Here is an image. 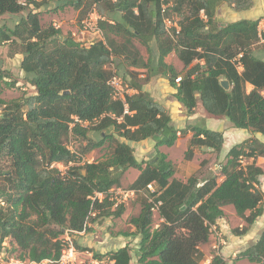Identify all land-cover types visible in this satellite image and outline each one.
I'll return each instance as SVG.
<instances>
[{
	"label": "trees",
	"instance_id": "trees-1",
	"mask_svg": "<svg viewBox=\"0 0 264 264\" xmlns=\"http://www.w3.org/2000/svg\"><path fill=\"white\" fill-rule=\"evenodd\" d=\"M170 1L169 15L181 26L175 39L164 30L159 0H57L56 9L71 5L79 20L93 10L100 16L101 38L82 43L51 23L42 24L37 10L42 2L0 0V16L33 6L13 27H0V44L7 43L10 57L21 55L19 67L35 89L15 99L0 96V254L4 240L10 238L22 261L58 258L68 243L61 235L74 239L73 233L88 231L95 218L123 213L122 205L111 209L113 202L106 193L119 187L122 175L132 167L139 173L129 188L142 190L152 182L164 220L152 228L151 203L145 197L139 213L129 218L135 230L125 235L139 236L138 264H201L200 245L209 240L210 225L224 215V205H232L245 222L233 228L234 235L246 233L263 213L264 190L259 188L263 171L256 158L264 156V143L250 138L232 146L220 166L221 181L215 175L203 179L190 175L181 181L158 147L174 145L189 130L184 158L190 159L195 146L219 152L223 134L200 125L177 129L166 109L141 89L151 76H164L187 113L199 100L207 113L264 135V58L252 50L258 46L264 53V30H258V19L225 26L214 20L220 3L245 10L251 0ZM133 39L145 47L146 59ZM172 51L182 62L180 71L165 61ZM115 58L117 66L146 71L144 78L135 70L128 72V86L136 92L125 95L127 112L121 100L112 99L107 83L112 74L107 65ZM10 77L0 67V92L14 85ZM221 78L228 80L229 90L220 85ZM246 83L252 85L249 92ZM92 123L100 132L98 139L88 135ZM107 128L110 134L104 132ZM69 135L85 141L84 153L108 139L114 146L100 160L76 163V154L64 142ZM115 135L136 142L153 138L156 155L139 162L132 147ZM241 157L251 161L241 165ZM96 192L104 195L101 200ZM103 207L107 209L102 211ZM91 209L96 211L93 217ZM93 258H106L104 264H130L131 248L93 252ZM239 258L264 264V226L257 240L237 254ZM210 264L225 262L215 255Z\"/></svg>",
	"mask_w": 264,
	"mask_h": 264
},
{
	"label": "rangeland",
	"instance_id": "rangeland-1",
	"mask_svg": "<svg viewBox=\"0 0 264 264\" xmlns=\"http://www.w3.org/2000/svg\"><path fill=\"white\" fill-rule=\"evenodd\" d=\"M44 0H38V2H42L41 6L37 9L40 13V20L43 25L46 24H53L55 27L60 28L63 32V34L72 33L76 30V27L80 25V20L84 17H87L91 11L86 12L82 15L80 20L78 19V11L75 10L71 5H65L61 7L60 9H56L57 0H45L47 3L43 2ZM221 4V3H220ZM33 8L32 5H29L26 7L25 10L17 13V14H4L0 16V27H13L14 24L20 19V17L24 16L26 12ZM240 18H244V16H240ZM224 20H227L226 17L223 18ZM221 26L220 24H218ZM118 42L122 40L121 37H116ZM83 41V39H80ZM135 45L140 50L143 58H147L148 54L146 52V49L144 46L139 44V42L136 39H133ZM83 43V42H82ZM253 53L257 57L264 58V53L261 49H259L258 46L252 47ZM169 54L165 57V59L168 61L170 60ZM173 57V56H172ZM21 55L16 54L12 57L8 55V45L7 43L0 44V67L8 70L10 72V78L12 81H14V85L12 87H4L3 90L0 92V96L5 98L6 100L15 99L23 94H32L34 93L35 89L30 83H28L24 77V73L21 71L19 64H20ZM196 61V60H195ZM107 67L114 68L118 75L123 77L126 84L128 85V72L130 70H135L136 72H139L140 74H143L144 78L146 71L143 68L140 69H134L133 67L129 65H121L117 66V60L116 58L113 59L111 63L107 65ZM139 74V75H140ZM151 78V77H150ZM218 118H222V116H218ZM227 120V119H226ZM227 122H229L227 120ZM226 121H221L220 124H228ZM230 123V122H229ZM95 123L89 124V132L88 135L93 139H98L100 137V132L94 131L93 125ZM199 125V124H198ZM202 126V124H200ZM233 128H236L233 126ZM106 134L111 133V128H107L104 130ZM116 136V135H115ZM117 139H120V137L116 136ZM65 144L71 148L73 152L76 153V163H82L81 159L86 158L89 160V162L100 160L112 151V148L114 146V142H112L110 139L106 140L103 146L99 148H95L89 152H83L85 141L81 140L79 137H75L73 135H69L67 138L64 139ZM139 143L135 144V148L133 147V154L134 156L139 160V162H144L147 160H151L156 155V152L154 149L145 151V155H141L142 150L138 147ZM171 148L168 151V158L172 161L174 164V177L181 180L183 177L184 179H187L190 175H196L198 178L203 179L205 177H209L212 175L217 176L218 180L221 178L220 174V166L225 162V157L215 156V151L209 150V151H202L201 146H195L193 148V156L190 159L184 158V151L186 149V144L184 140H180L179 143H176L175 145L170 146ZM204 148V147H203ZM145 157V158H143ZM140 158V159H139ZM241 165H245L248 160L245 157L240 158ZM74 162H70L69 165L73 164ZM60 170H65L66 166L63 164L56 165ZM138 169L136 168H129L127 169L124 174L121 177V184L118 188H120L122 191H128L130 190L129 185L131 182L135 179V176L138 174ZM263 190L262 188H260ZM111 192H108L107 195L111 199L110 201L113 202V205L111 209L116 208V204H123L121 203L122 198L124 197L122 194L116 192V187H113ZM144 199V196L141 192H137L135 195H129L127 196V199L125 202L127 203L125 209L128 210L127 216L125 219L116 220L114 217H103L99 216L95 218L91 224H96L97 230L99 231V237L102 235H106L105 238L110 239L113 235L112 233L116 232H126L128 233V226L126 225L129 218L131 216H134L138 214L141 202ZM264 203V199H263ZM125 204V203H124ZM107 207H103L102 211H105ZM229 210H233L235 212L233 206L228 207ZM236 214V212H235ZM157 215V214H156ZM156 215H153V224H155L158 221V218ZM241 224H244V221L240 222ZM90 224V225H91ZM93 228V227H92ZM90 229L86 232H81V235H78V233H73L74 236H81V237H87V235L92 232ZM230 231L232 235L233 234V228H230ZM213 233V232H212ZM91 236V235H90ZM89 236V237H90ZM69 237L66 233L61 235V238ZM71 238V237H70ZM116 238V237H114ZM121 238V237H119ZM72 239V238H71ZM122 239V238H121ZM72 243L75 246L76 250L80 252V254H77V260L75 264H95L93 263V254L91 247H88L85 245V243L78 244L77 238L72 239ZM107 248V247H106ZM104 247L103 250H106ZM133 252L132 255L136 254V248H132ZM98 252V251H97ZM103 252V251H102ZM238 254V253H237ZM236 254V256H237ZM20 252L15 247V245L10 241V238H6L3 243V249L0 254V264H20V262H25V260L19 259ZM232 253L228 256V259L231 260L229 264H258L256 262H250L247 258H239L234 259L231 257ZM108 261L106 258H104L102 261L98 262L99 264L107 263Z\"/></svg>",
	"mask_w": 264,
	"mask_h": 264
},
{
	"label": "crops",
	"instance_id": "crops-1",
	"mask_svg": "<svg viewBox=\"0 0 264 264\" xmlns=\"http://www.w3.org/2000/svg\"><path fill=\"white\" fill-rule=\"evenodd\" d=\"M240 16H244V18H240ZM224 17H226L227 20H224L223 19ZM240 19H250V20L258 19L259 20L258 30H264V0H251V6L245 10H236L233 7V5H229L227 3H221L216 7L214 20L215 22H217V24H220L221 26H225L230 22H234ZM99 38H101V34L89 33L83 38V41L85 43H91ZM169 55H170L169 56L170 60L167 61L165 59V61L167 63L172 64L178 71L182 70L183 68L182 62L177 57L176 53L172 51L171 53H169ZM240 69L241 67L239 68V70ZM139 76L143 77V74H140ZM141 89L142 91L147 92L155 101L159 102L166 109L167 113L171 118L172 124L177 129L179 130L184 129L187 127V125L202 124V126L208 129L221 131L223 134L224 142L221 147V150L219 152H215V156L226 157L228 150L232 146L250 138H255L259 142L264 143V135L260 133L252 132L249 129L233 128L231 123L227 122L225 117L218 118V116H214L207 113L202 108L199 100L193 112L190 114L187 113L185 107L174 97L175 89L169 84L168 79L165 78L164 76L161 75L151 76V78H149L147 82L142 84ZM245 89L247 92H249L252 89V85L246 83ZM134 92H136V90L131 88L130 94ZM221 121H226L228 124H224V123L220 124ZM191 134L192 132L188 130L186 131V133L179 135L175 144L179 143L180 140H184L187 146ZM119 140L124 141L132 148L133 147L135 148V144L139 143L138 147L140 148V150L143 151L141 152V155H145V151L154 149V144H155V140L153 138H147L137 142L127 141L121 137ZM170 148L171 147L165 145L158 147V149L161 152L167 155V159H169L168 151ZM203 150L209 151L210 149L202 147V151ZM245 158L248 160V162L251 161V159L247 157ZM256 164L263 171L262 175L259 177L260 180L259 188H262L264 190V156H258L256 158ZM222 178L223 176L221 175V178L218 181H221ZM185 180L186 179H184V177L181 179V181H185ZM126 204L127 203L125 202V204L123 203L120 205L124 207L126 206ZM229 206L232 205L227 204L222 207L224 215L221 218L217 219L215 224H212L215 230L213 233L210 232L209 240L206 243L200 245V250L203 253L201 264H210L213 256L215 255L220 256L222 260L225 262V264H229V262L231 261L228 259L230 253H232L231 257L236 259L237 253L245 250L247 247L252 245L257 240L259 233L261 232L264 226V203H263V213L256 218L253 224L250 225L246 233L242 235L230 234L231 233L230 228L242 227L243 225H245V222L244 224H241L240 222L244 220L238 217L237 214L233 212V210H229L228 209ZM127 213L128 210L125 209L124 207V211L123 213H121V215L116 217L114 216H110V217H114L116 220H121V219H125ZM153 215H156L158 218V221L152 226V228H156L164 220L163 218L160 217L158 212L153 213ZM126 225L129 228L128 229L129 234L134 232L135 228L131 223H129V221L127 222ZM90 227L91 228L93 227L91 229L92 232L90 233L91 236L89 234L87 235V237H81L77 235L72 236L75 239L77 238L78 244H80L79 242H81V243H85L86 246L91 247L92 254L93 252H97V251H98L97 253H106L108 251L116 250L124 245H128L131 248V256H132L130 260V264H138L137 263L138 242H139L138 235L136 234L125 235L126 232H122V233L116 232V233H112L113 236L110 239H108L105 238L106 235H102L99 237L98 235L99 231L97 230V228H95L96 224H91ZM78 235H81V232H79ZM119 237H121L122 239ZM104 247L105 248L107 247L106 250H103ZM132 248L137 249L135 255H132L133 252ZM92 260L93 263L100 262L99 260L94 258H92Z\"/></svg>",
	"mask_w": 264,
	"mask_h": 264
},
{
	"label": "built area",
	"instance_id": "built-area-1",
	"mask_svg": "<svg viewBox=\"0 0 264 264\" xmlns=\"http://www.w3.org/2000/svg\"><path fill=\"white\" fill-rule=\"evenodd\" d=\"M21 4L25 3V0H19ZM160 3V14L162 16V21L164 24V30L166 33L171 36L173 39H175L181 32V26L174 16L169 15V11L171 10L173 3L170 0H159ZM200 15L203 16V11H200ZM100 16L97 14L95 10L91 11V13L84 17L80 21V25L76 28L75 31L71 33L73 37L78 39L79 41H82L80 39H83L87 34H101V30L98 26V19ZM83 42V41H82ZM112 74L109 77L107 83L111 88V97L115 100H121L124 103V112H127V104L125 103V95L130 94L131 88L126 84L123 77L117 74L116 70L112 67ZM180 80V77H177L175 79L176 82ZM71 150V148H69ZM72 151V150H71ZM73 152V151H72ZM75 153V152H73ZM76 154V153H75ZM89 162L88 159L82 158L81 162ZM241 162V160H240ZM61 165L59 163H54L52 166ZM57 167V166H56ZM113 190H109L108 192H111ZM107 192V193H108ZM116 192L122 194L124 197L121 200V203H125V200L127 199V196L129 195H135L137 192H141L145 198H147L148 202L151 203L150 210L155 213L158 212L159 206L161 205V200H155V185L150 182L148 183L145 188L142 190H128V191H122L120 188L116 187ZM106 193V194H107ZM103 194L100 192L95 193V197H97L99 200L103 198ZM95 197H92V199H95ZM109 198V197H108ZM109 200H111L109 198ZM116 206L119 204L114 203ZM92 208V207H91ZM96 211L94 209H91L89 211V216L93 217L95 216ZM88 225H90L88 223ZM215 228L210 225V232H214ZM67 240V246L62 250L60 256L56 259L53 258H44L41 260H26L25 262H20V264H75L77 260V254H80L75 248V246L72 243V240L70 237H66ZM99 264V263H95Z\"/></svg>",
	"mask_w": 264,
	"mask_h": 264
},
{
	"label": "water",
	"instance_id": "water-1",
	"mask_svg": "<svg viewBox=\"0 0 264 264\" xmlns=\"http://www.w3.org/2000/svg\"><path fill=\"white\" fill-rule=\"evenodd\" d=\"M220 85L225 89V90H229L230 88V84L228 82V80L226 78H221L220 79ZM183 208V207H182Z\"/></svg>",
	"mask_w": 264,
	"mask_h": 264
}]
</instances>
